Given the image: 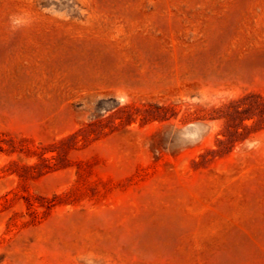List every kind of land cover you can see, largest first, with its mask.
<instances>
[{
	"label": "rangeland",
	"instance_id": "1",
	"mask_svg": "<svg viewBox=\"0 0 264 264\" xmlns=\"http://www.w3.org/2000/svg\"><path fill=\"white\" fill-rule=\"evenodd\" d=\"M0 264H264V0H0Z\"/></svg>",
	"mask_w": 264,
	"mask_h": 264
}]
</instances>
